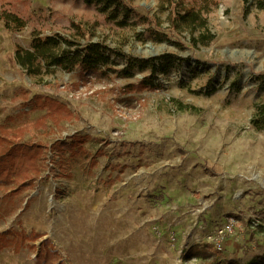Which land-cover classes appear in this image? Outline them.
Wrapping results in <instances>:
<instances>
[{"label":"rangeland","instance_id":"374dc122","mask_svg":"<svg viewBox=\"0 0 264 264\" xmlns=\"http://www.w3.org/2000/svg\"><path fill=\"white\" fill-rule=\"evenodd\" d=\"M182 2L175 8L200 10L202 25L175 30L165 0H124L132 9L126 27L84 0H0V14L25 21L20 31L0 21V126L24 129L23 140L44 146V172L33 185L18 194L17 182L0 188V233L35 231L42 240L1 251L0 264H38L43 240L64 264H264L257 214L264 210V130L250 124L264 102V0ZM73 25L85 39L73 36ZM34 31L71 35L80 46L99 42L124 58L185 61L153 79L157 89L119 94L149 72L116 75L110 84H82L78 69L26 74L13 51L28 47ZM207 35L214 37L208 45L189 43ZM35 95L71 116L29 111L24 104ZM67 134L88 139L76 158L52 150ZM230 221L231 232L218 236ZM191 247L212 256L188 258Z\"/></svg>","mask_w":264,"mask_h":264},{"label":"trees","instance_id":"16d2710c","mask_svg":"<svg viewBox=\"0 0 264 264\" xmlns=\"http://www.w3.org/2000/svg\"><path fill=\"white\" fill-rule=\"evenodd\" d=\"M165 1L173 7L171 23L175 30L196 29L203 24L200 10L184 5L176 9L174 5L180 6L183 4L182 0H177L176 3L174 0ZM84 2L95 5L108 21L114 22L118 27L128 26L127 19L132 14V9L124 3V0H84ZM259 8L264 9V4H261ZM0 21L9 31H20L25 27V21L13 13L0 14ZM73 27L75 28L73 36L85 39L86 31L77 25H73ZM31 38L30 49L17 47L14 55L15 63L26 74L38 76L50 73L55 69L70 73L78 69L79 80L82 84L91 83L92 80L110 84L117 76L130 78L134 71H148L149 76L134 84L125 85L120 89V92H117L125 95L157 89L153 79L159 75L168 74L185 61L174 54H161L147 59L124 58L121 54H116L99 42H86L84 46H80L71 35L53 34L42 37L40 33L34 31ZM213 39L214 37L211 35L193 37L189 43L192 46L199 44L205 46ZM176 44L182 47L180 43ZM120 58L124 59L125 66L123 68H118ZM24 106L29 111H46L43 119H54L56 114H59L60 119L71 116L70 111L58 101L40 95L31 97ZM10 119L12 120L11 117H6L5 121H10ZM250 124L256 131L264 130V102L257 105L256 113ZM24 132V129L7 130L2 125L0 126V188L17 182L18 185L15 188L17 194L25 187L33 185L44 172L42 167L44 146L39 142L23 140ZM86 143H88L86 137L72 135L63 141L54 142L52 150L63 158L66 156L76 158ZM257 214L259 215L258 221L260 224L263 223L264 210ZM257 226L262 228V225ZM41 237L42 234L35 231L25 234L21 229H7L0 233V252L10 249L14 253H18L23 247L33 249V243ZM36 250V263L64 264L58 251L48 240L41 241ZM215 250L220 252V250ZM187 254L188 258L199 256L202 259H208L212 256L204 251L199 253L192 247L188 249ZM262 255L264 256V250Z\"/></svg>","mask_w":264,"mask_h":264},{"label":"built area","instance_id":"2783aa9c","mask_svg":"<svg viewBox=\"0 0 264 264\" xmlns=\"http://www.w3.org/2000/svg\"><path fill=\"white\" fill-rule=\"evenodd\" d=\"M69 134H67L66 136H68ZM232 221V220H231ZM231 221H230V223L227 225L226 223V225L224 224L223 225V227H220L219 228V230H218V232H217V235L219 236H223L224 234H226V233H230L231 232V227H232V223H231Z\"/></svg>","mask_w":264,"mask_h":264},{"label":"crops","instance_id":"0c3cea01","mask_svg":"<svg viewBox=\"0 0 264 264\" xmlns=\"http://www.w3.org/2000/svg\"><path fill=\"white\" fill-rule=\"evenodd\" d=\"M29 45H30V42H29ZM29 45H28V47H25L23 49H30ZM14 55H15V51H13V61H14ZM14 63H15V61H14ZM18 68H19V66H18Z\"/></svg>","mask_w":264,"mask_h":264},{"label":"water","instance_id":"95a60500","mask_svg":"<svg viewBox=\"0 0 264 264\" xmlns=\"http://www.w3.org/2000/svg\"><path fill=\"white\" fill-rule=\"evenodd\" d=\"M154 56H156V55H152L151 57H154Z\"/></svg>","mask_w":264,"mask_h":264}]
</instances>
